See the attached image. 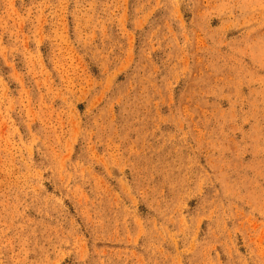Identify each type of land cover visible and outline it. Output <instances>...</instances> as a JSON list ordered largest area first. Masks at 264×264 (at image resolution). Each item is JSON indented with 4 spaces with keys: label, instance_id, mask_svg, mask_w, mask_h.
I'll return each mask as SVG.
<instances>
[{
    "label": "rangeland",
    "instance_id": "obj_1",
    "mask_svg": "<svg viewBox=\"0 0 264 264\" xmlns=\"http://www.w3.org/2000/svg\"><path fill=\"white\" fill-rule=\"evenodd\" d=\"M0 264H264V0H0Z\"/></svg>",
    "mask_w": 264,
    "mask_h": 264
}]
</instances>
